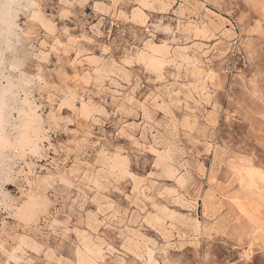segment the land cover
<instances>
[{
    "label": "rangeland",
    "instance_id": "1",
    "mask_svg": "<svg viewBox=\"0 0 264 264\" xmlns=\"http://www.w3.org/2000/svg\"><path fill=\"white\" fill-rule=\"evenodd\" d=\"M214 1L12 3L13 24L6 32L0 24L6 132L15 142L23 101L42 131L33 148L13 143L0 158V264H264V196L241 187L234 171H264V0ZM140 7L146 24L133 19ZM148 41L168 42L171 58L188 55L190 67L177 57L158 78L130 64L128 51ZM166 152L185 188L160 173ZM115 157L127 173L108 167ZM41 177L50 182L38 195L47 212L24 221L18 211ZM204 194L215 206L209 215ZM196 219L224 222L207 234ZM87 238L102 250L88 255Z\"/></svg>",
    "mask_w": 264,
    "mask_h": 264
},
{
    "label": "bare ground",
    "instance_id": "2",
    "mask_svg": "<svg viewBox=\"0 0 264 264\" xmlns=\"http://www.w3.org/2000/svg\"><path fill=\"white\" fill-rule=\"evenodd\" d=\"M141 3L143 5H146V0H140ZM156 2L160 3L161 4V7L163 9H167V7H165V5H167L166 3V0H155ZM216 1V0H215ZM214 1V2H215ZM15 2V0H0V24L2 22H4L5 26H3V31H7L8 28L10 27V24H13L14 21L11 22V20H13V17H14V11L12 9V3ZM35 3V2H34ZM170 3V2H169ZM225 3V2H224ZM33 4V3H32ZM183 4V3H182ZM216 4V2H215ZM170 5V4H169ZM141 6V5H140ZM188 8V6H187ZM195 8V7H194ZM104 9V8H103ZM197 9V8H196ZM101 10H102V7H101ZM190 10V9H189ZM188 10V11H189ZM195 10V9H194ZM264 10V9H263ZM104 11V10H103ZM187 11V12H188ZM184 12H185V9H184ZM189 13H191V11H189ZM38 14V12L36 13V15ZM179 15H182L183 14V10H181L179 13ZM38 18V21L42 22V26H46L48 27V22L45 20H43L42 16L41 18ZM133 19L140 22V23H144L146 24L147 23V14L143 11V9L138 8L136 10H134V13H133ZM51 22V21H50ZM49 22V24H50ZM112 22V21H111ZM44 24V25H43ZM52 24H54L52 22ZM50 27L52 26L51 24L49 25ZM165 26V25H164ZM200 26V25H199ZM257 26V25H256ZM7 27V28H6ZM45 27V28H46ZM53 27L51 28H46V30L50 29L51 31L53 30L52 29ZM160 28V27H159ZM166 28L169 29V26H167ZM173 28V27H172ZM256 28V27H255ZM258 28V27H257ZM158 29V28H157ZM1 30L2 28L0 27V33H1ZM166 30V29H165ZM164 30V31H165ZM169 31V30H168ZM177 31V30H175ZM170 32V31H169ZM174 34V33H173ZM184 34V33H183ZM154 35V34H153ZM185 35V34H184ZM1 36H4L1 34ZM231 35H228V37H230ZM179 39V38H178ZM189 39V38H188ZM152 40V39H151ZM174 40V39H172ZM147 41V40H146ZM176 41V40H175ZM174 42V41H173ZM157 43V42H156ZM156 43H153L152 41H148L146 42L141 48H137L134 52H130L128 51L129 53L126 55L127 59H128V62L130 64L134 63V62H137L142 64L143 67L150 71V72H153L156 74V76L158 78H163V69H164V66L168 63V62H174L175 61V58L177 59L180 58L181 61L184 62V65H185V68L187 69L188 66V55L186 56L185 54H181L179 53V55L172 57L171 58V55H172V51H171V46L167 43H164V44H161V45H158ZM240 49V48H238ZM176 50V49H175ZM238 51V50H237ZM255 51V50H254ZM176 52V51H174ZM184 52V51H183ZM247 52L249 53V56L251 57V55L253 54V49L252 47H247ZM176 55V54H175ZM195 56V55H193ZM192 56V57H193ZM191 57V55L189 56ZM247 61V59H246ZM191 62V61H190ZM176 64V63H175ZM193 64V67H194V63ZM177 68L179 69L180 68V65L176 64ZM182 66V65H181ZM190 67V66H189ZM196 68V67H194ZM193 68V69H194ZM200 68V67H199ZM177 69V70H178ZM185 69V70H186ZM190 69V68H189ZM188 69V70H189ZM112 70V69H111ZM109 70V68H106L105 69V72L108 73V71H111ZM145 70V71H146ZM200 71V70H199ZM204 71V70H203ZM125 72V71H124ZM187 72V71H186ZM202 72V71H201ZM205 72V71H204ZM203 72V73H204ZM97 73L101 74L103 72H99L97 71ZM107 73H105L106 75H108ZM113 73V71L111 72ZM165 73V72H164ZM173 73V72H172ZM191 73V72H190ZM99 74V75H100ZM175 74V73H174ZM173 74V75H174ZM194 74V77L201 80V76H202V73H195L193 72ZM205 74H208L205 73ZM111 75V74H110ZM179 75V74H177ZM173 77V76H172ZM99 78V77H98ZM178 79V77H176ZM203 78V77H202ZM97 79V78H96ZM198 82V81H197ZM205 86V85H204ZM174 92V91H173ZM171 93V92H170ZM177 93V92H176ZM189 93V92H188ZM1 97H0V158L5 154L2 155V152H5V148L7 149V147H11L12 144H16V146H18L19 148L21 149H26V148H33L35 143L40 139V134H41V131H42V122L39 118V115L36 113V109H33L32 105L28 102V101H23L22 102V107L19 109V119L17 118V120H19L17 123L14 122V130L17 131V136L15 138V142H10L11 140H9V135L7 134L6 132V126H7V123H8V119H10L8 117V113H7V109H5V106H4V99L6 98L7 94H6V91H2L1 93ZM73 94V93H72ZM71 94H68L69 96L66 97V100L65 102L67 104H72L74 102V97L73 95ZM75 94V93H74ZM180 94V93H179ZM187 94V93H186ZM171 95V94H169ZM178 95V93H177ZM67 96V95H66ZM188 96V95H187ZM177 97V96H176ZM176 99V98H175ZM177 101V99H176ZM172 103V102H171ZM92 107V106H91ZM15 108V107H14ZM81 111V110H80ZM91 109L90 107L88 106H83L82 107V112L83 113H90ZM145 111V110H144ZM146 115V114H145ZM184 123V122H182ZM188 123V122H187ZM13 124V123H12ZM13 126V125H12ZM175 126V125H174ZM187 125H185L186 127ZM189 128V126H188ZM90 129V128H89ZM171 143V142H170ZM169 145V144H168ZM172 145V144H171ZM170 145V146H171ZM195 145V144H194ZM15 147V146H14ZM169 148V147H168ZM4 150V151H3ZM170 151V150H169ZM5 157V155L3 156ZM179 160V159H178ZM110 163H109V168L111 170H115V169H119V171H121V174H123L124 172H126L127 170V161H125L124 159H122L121 157H115V158H112L109 160ZM158 165H160L161 167V171L160 173L162 172L163 175L165 177H168L170 179H175L176 182L179 184V186H182L184 187L185 184L187 183V181L189 180L187 176L185 175H179L178 174V167L175 165V157L173 156V153L171 152H166L164 153L163 155H160L158 156ZM156 163V162H155ZM154 163V164H155ZM1 164V163H0ZM182 164V163H181ZM238 164V163H236ZM231 166V165H230ZM156 167V166H155ZM234 167V166H233ZM154 169V168H153ZM233 169V168H232ZM262 168L258 169V168H254L252 166H249V165H246V166H242V167H239V164H238V168L235 167V172H236V176H237V180L239 181V184L241 187L243 188H250V189H253L255 190L256 192H258L259 194L263 195L264 196V171L261 170ZM156 170V169H155ZM118 171V172H119ZM123 172V173H122ZM154 175L157 174V172L155 173V171H153ZM116 173V172H115ZM127 173V172H126ZM106 174V173H104ZM120 174V176H121ZM158 175V174H157ZM91 176V175H90ZM118 176V175H117ZM159 176V175H158ZM161 176V175H160ZM92 177V176H91ZM95 177V176H94ZM113 177V176H112ZM115 177V176H114ZM119 177V176H118ZM117 177V178H118ZM88 178V177H87ZM106 179V178H105ZM91 181V179H90ZM113 181V180H112ZM117 181V180H116ZM115 181V182H116ZM198 181V180H197ZM96 182V181H95ZM95 182H91V183H95ZM110 182V181H109ZM49 179L46 178V177H41V178H38L36 181H35V186H34V191L35 193L33 195H30L28 199H24L25 202L20 206V209H19V215H20V218H22L24 221H27V222H31L32 220H37L38 216L41 214V213H46L47 212V205L46 204V201L44 199H42L41 196L42 194H44L46 188L48 187L49 185ZM89 183V182H88ZM117 183V182H116ZM137 183V182H136ZM91 185V184H90ZM95 185V184H94ZM93 185V186H94ZM96 185H97V182H96ZM190 185V184H189ZM139 185L136 184V187H135V190L137 192H139ZM196 186V185H195ZM97 187V186H96ZM141 187V186H140ZM90 188V187H89ZM185 188V187H184ZM99 189V188H98ZM81 191V190H80ZM141 191V190H140ZM197 191V190H196ZM83 193V192H82ZM141 193V192H140ZM160 193V192H159ZM158 193V195H160ZM162 194V193H161ZM39 195V196H38ZM78 196V195H77ZM164 196V195H162ZM161 196V197H162ZM167 196V195H166ZM43 197V196H42ZM87 197V196H86ZM149 198V196H147ZM160 197V196H159ZM46 198V197H45ZM153 199V196L151 197ZM150 198V199H151ZM203 198V210H204V213L206 215H209L213 210H214V204H213V201L211 199V197L208 195V194H204V196L202 197ZM81 199V198H80ZM145 199V198H144ZM149 199V200H150ZM197 199V198H196ZM83 200V199H82ZM87 200V199H86ZM155 200V198H154ZM153 200V201H154ZM141 202V201H139ZM82 204V203H81ZM143 204V203H142ZM144 205V204H143ZM153 206V205H152ZM155 206V205H154ZM159 206H162V205H159ZM157 206V207H159ZM165 207V206H164ZM148 208V207H147ZM155 208V207H154ZM140 209V208H139ZM157 210V208H155ZM159 209V208H158ZM161 209V208H160ZM162 209H164V211H166V208H163L162 206ZM154 210V209H153ZM165 213V212H164ZM158 214V213H157ZM157 214H155V216H151V220L152 221H158V219H160V216H158ZM161 215V214H160ZM168 215V214H167ZM166 215V216H167ZM165 218V217H164ZM168 218V217H166ZM89 219V218H88ZM149 219V218H148ZM162 219V218H161ZM150 220V219H149ZM51 221V220H50ZM87 221V220H86ZM56 222V220H55ZM54 222V223H55ZM150 222V221H148ZM147 222V223H148ZM188 222V221H187ZM186 222V223H187ZM194 222V221H193ZM217 222V221H216ZM223 222L224 221H219L217 223H212V222H209L206 220L205 223H201L200 220L196 219V222H194V228L195 230H200L202 229L203 232L207 233V234H210L211 232L213 233L214 231L220 229L223 225ZM178 223V221H177ZM56 224V223H55ZM87 225V224H86ZM150 225V224H149ZM154 225V224H153ZM152 225V227H153ZM187 225V224H186ZM193 226V224H191ZM190 225V226H191ZM189 226V225H187ZM186 226V227H187ZM115 228V227H114ZM189 228V227H188ZM187 229V228H186ZM190 230V229H189ZM192 231V230H190ZM201 231V230H200ZM187 232H188V229H187ZM196 232V231H195ZM202 232V233H203ZM260 232H262V236H261V239L262 241L264 242V229L261 230ZM123 233V232H122ZM211 233V234H212ZM257 232H255L256 234ZM205 235V234H204ZM202 236V235H201ZM132 237H135L134 234ZM123 238V237H122ZM128 239V238H126ZM257 239V238H256ZM96 241V240H95ZM127 241V240H126ZM256 241V240H255ZM83 242V241H82ZM97 242V241H96ZM99 242V241H98ZM21 243V242H20ZM85 243V242H83ZM132 243V242H131ZM102 244V243H101ZM252 244V243H251ZM100 245V244H99ZM98 245V246H99ZM199 245V244H198ZM197 245V246H198ZM24 246V245H23ZM85 250H87L88 252V255H94L96 253H98V249L96 247H94L93 245V242L91 240H88L87 238V241L85 243ZM101 246V245H100ZM99 246V247H100ZM19 248V247H18ZM81 250V248H80ZM79 250V251H80ZM99 250H102L101 247ZM149 250V249H148ZM250 250V249H249ZM249 250L247 251L246 249V253L245 255L248 256L249 253ZM83 252V250H82ZM154 253V252H153ZM152 253V254H153ZM163 253V252H162ZM84 254V253H83ZM148 254V253H147ZM82 255V254H81ZM80 255V256H81ZM85 255V254H84ZM79 256V257H80ZM90 257V256H89ZM84 259V258H82ZM92 259V258H91ZM165 261V260H164ZM157 263V262H156ZM167 263V262H166Z\"/></svg>",
    "mask_w": 264,
    "mask_h": 264
}]
</instances>
